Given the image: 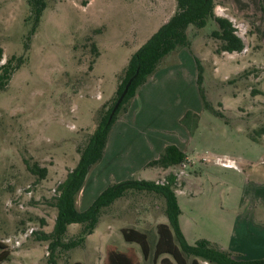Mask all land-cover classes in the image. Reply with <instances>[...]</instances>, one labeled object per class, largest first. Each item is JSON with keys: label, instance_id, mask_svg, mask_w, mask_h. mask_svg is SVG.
<instances>
[{"label": "rangeland", "instance_id": "1", "mask_svg": "<svg viewBox=\"0 0 264 264\" xmlns=\"http://www.w3.org/2000/svg\"><path fill=\"white\" fill-rule=\"evenodd\" d=\"M81 1L46 0L34 26L25 0H0V65L11 56L22 59L0 90V255L5 257L0 264H105L109 249L132 250L139 264H153L150 257L142 259L136 244L123 241L120 229L145 233L152 249L154 224L166 223L153 207L157 196L130 192L100 211L93 232L80 245L56 247L49 255V241L42 240L52 229L55 188L75 166L102 107L114 98L117 76L175 9L174 0H87L84 6ZM219 3L217 14L235 28L242 52L215 55L216 43L208 37L212 24L190 28L187 36L200 60L205 100L228 124L203 110L186 145L188 162L165 170L147 168L129 177L154 182L171 172L184 183V192L192 194L179 198L188 245L203 239L226 246L229 222L248 206L252 187H264V148L247 137L264 124L263 6L260 0H245L239 10ZM91 43L98 51L92 64ZM178 51L158 68L171 64ZM173 89L183 97L188 91ZM158 119L153 114L147 122ZM213 162L230 168H215ZM37 169H44L42 178ZM98 171H105L104 166L89 169V184ZM89 184L78 211L106 183H98L92 193ZM147 201L154 214L143 206ZM79 231V225L67 226L62 242L74 240ZM162 257L175 264L170 256Z\"/></svg>", "mask_w": 264, "mask_h": 264}, {"label": "trees", "instance_id": "2", "mask_svg": "<svg viewBox=\"0 0 264 264\" xmlns=\"http://www.w3.org/2000/svg\"><path fill=\"white\" fill-rule=\"evenodd\" d=\"M175 9L170 17L162 23L157 30L127 59L126 65L117 76V86L114 98L109 104L101 109L94 131L89 136L85 146L78 152V160L75 166L67 172L64 180L55 188L52 207L55 209V217L52 229L48 234L42 235V240L49 241L47 250L52 254L56 247L64 249L74 248L80 245L84 238L90 235L98 221L100 211L107 208L115 200L121 199L126 194L148 193L162 198L164 203L163 213L166 223L157 224L154 228L156 239L150 248L147 235L130 228L120 229L124 242L136 244L140 250L143 260H150L153 264H171V261L160 256L168 255L175 264H187L186 258L191 257L190 264H199L201 260L208 264H264V257L258 259L242 260L234 258V255L216 244L206 240H196L188 245L178 226L179 207L177 205L173 187L175 176L168 175L163 182L145 180H126L119 183L107 185L95 197L92 203L83 211L75 207L76 197L81 190L89 169L102 158L103 149L107 140L109 130L119 113L125 108L136 90L148 79V77L159 67L161 62L178 49L190 48V40L187 30H199L207 24H212L208 37L216 43L213 52L215 55L222 53H240L244 49L242 40L235 34L236 30L231 22L225 17L216 16L214 8L220 3L216 0H174ZM29 15L33 19L34 26L39 22L41 13L45 7L46 0H25ZM87 0H82L84 6ZM93 59L98 56V51L93 43L90 44ZM2 51L0 49V59ZM22 59L9 57L0 65V90L8 83L11 75L16 70ZM196 65L195 85L203 110L210 113L228 124L221 111L212 108L205 100L201 86L200 64L194 59ZM131 79L127 91L119 103L117 109L107 122L109 112L121 93L126 82ZM181 124L192 134L197 128L198 116L186 112L180 119ZM264 136V124L258 129L247 133L248 139L254 144L262 143ZM185 160V155L174 146H167L159 157L147 163V167H158L167 169L175 167ZM42 178L44 169H37ZM79 225L80 231L74 240L63 243L66 228L69 225ZM5 257L0 255V261ZM73 264H81L74 262ZM105 264H139L137 256L132 250L119 252L115 249L106 251Z\"/></svg>", "mask_w": 264, "mask_h": 264}, {"label": "crops", "instance_id": "3", "mask_svg": "<svg viewBox=\"0 0 264 264\" xmlns=\"http://www.w3.org/2000/svg\"><path fill=\"white\" fill-rule=\"evenodd\" d=\"M219 1L229 3L237 10H239L240 7L246 6V4H244L245 0ZM253 1L255 3L259 2V0ZM260 1L264 11V0ZM220 7H222L221 3L216 6L218 10H220ZM216 8L214 12L216 16H220L219 13L217 14L218 11ZM222 9L224 10L225 8ZM223 16L226 15L223 14ZM178 50L171 64L157 68L136 90L134 96L112 124L103 149L102 158L96 163L97 166H104L105 171L102 173L98 171L96 176L92 177L93 179H91L90 184L88 183L87 173L83 186L76 197L75 207L77 210H79L78 207H81L82 201L83 203L86 201L84 194L85 188H88V184L92 193L93 188H95L98 183L101 185L105 181L106 184L100 189L101 192L109 184L132 180L129 179V177H131L133 173L144 172L147 168L160 169L158 167H147L146 165L150 161L157 159L167 146L176 147L185 155V162H188L185 154L186 145L194 133L190 134L186 127L181 124L180 119L186 112H191L198 116L197 123H199L203 108L195 85L197 71L194 59L200 60L193 55L190 48L189 50ZM174 87L181 88L182 90L187 87L188 91H186L183 97L182 94L173 89ZM153 114L159 115V119L158 122L155 120L153 124H150L147 122V119L153 117ZM146 115L147 117H145ZM143 117H145V122ZM262 137L264 138V136ZM259 145L264 148V144ZM205 163H207V161H205ZM246 163H249V161H246ZM211 164L215 168H230L229 165L225 166L217 162ZM248 168L250 167L248 166ZM109 175L111 176L110 181L112 182H108L109 178L107 180ZM168 175L175 176L173 193L180 211L177 219L178 226L186 240V230L184 220H182L179 198L185 196V194H189L190 196H192V194L188 191L184 192V183L181 181L178 182V177L171 172L165 174L162 179H157L154 182H163ZM255 184H260L261 186L260 182H256ZM94 199L95 198L91 200V203ZM153 199L156 203L158 202L157 204L154 203V209L159 210V215L163 217L164 203L162 198L157 196ZM239 203L241 204V201H239ZM143 206L150 214H154L151 210L150 201L145 202ZM243 211L242 214L236 215L229 222L226 246H218L232 253L236 259L250 260L263 258L264 187H252L248 206L246 205ZM160 223L163 222L157 224ZM157 224H154V228ZM199 264L201 263L199 262Z\"/></svg>", "mask_w": 264, "mask_h": 264}, {"label": "water", "instance_id": "4", "mask_svg": "<svg viewBox=\"0 0 264 264\" xmlns=\"http://www.w3.org/2000/svg\"><path fill=\"white\" fill-rule=\"evenodd\" d=\"M130 81H131V79H129V80L126 82V84L124 85V87H123L121 93H120L119 96L116 98V100H115V102H114V104H113V106H112V108H111V110H110V112H109L107 122L111 119V117H112V115L114 114L115 110L117 109L119 103L121 102L122 98L124 97V95H125V93H126V91H127V88H128V86H129V84H130Z\"/></svg>", "mask_w": 264, "mask_h": 264}]
</instances>
